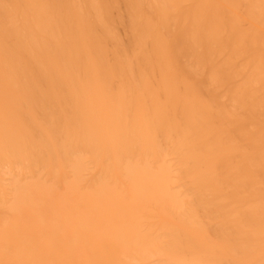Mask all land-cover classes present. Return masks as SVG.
Masks as SVG:
<instances>
[{"label":"bare ground","instance_id":"6f19581e","mask_svg":"<svg viewBox=\"0 0 264 264\" xmlns=\"http://www.w3.org/2000/svg\"><path fill=\"white\" fill-rule=\"evenodd\" d=\"M0 264H264V0H0Z\"/></svg>","mask_w":264,"mask_h":264}]
</instances>
